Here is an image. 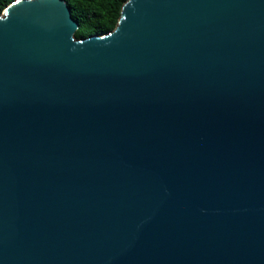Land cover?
I'll use <instances>...</instances> for the list:
<instances>
[{
  "label": "water",
  "instance_id": "95a60500",
  "mask_svg": "<svg viewBox=\"0 0 264 264\" xmlns=\"http://www.w3.org/2000/svg\"><path fill=\"white\" fill-rule=\"evenodd\" d=\"M0 12V264H264V0Z\"/></svg>",
  "mask_w": 264,
  "mask_h": 264
},
{
  "label": "trees",
  "instance_id": "16d2710c",
  "mask_svg": "<svg viewBox=\"0 0 264 264\" xmlns=\"http://www.w3.org/2000/svg\"><path fill=\"white\" fill-rule=\"evenodd\" d=\"M12 0H0V12ZM78 21L76 37L105 33L115 27L125 0H66Z\"/></svg>",
  "mask_w": 264,
  "mask_h": 264
}]
</instances>
